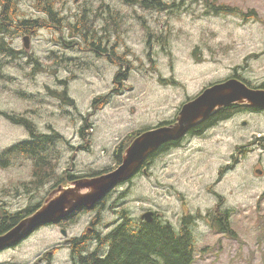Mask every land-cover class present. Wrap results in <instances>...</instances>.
Listing matches in <instances>:
<instances>
[{
	"label": "rangeland",
	"instance_id": "obj_1",
	"mask_svg": "<svg viewBox=\"0 0 264 264\" xmlns=\"http://www.w3.org/2000/svg\"><path fill=\"white\" fill-rule=\"evenodd\" d=\"M174 1L182 0H167ZM215 3L226 11L190 0L176 11L117 0H66L55 4L59 12L53 18L35 0H15L12 16L35 18L41 25L31 50L21 39L24 32L14 31L13 24L0 25V32L13 29L0 44L6 37L21 50L16 57L10 47L0 46V152L30 137L4 112L27 115L40 132L59 133L65 140L57 146L60 174L73 168L79 173L104 170L116 165L132 134L175 120L183 103L235 68L253 82L264 81V25L247 22L253 12L264 22V0ZM3 4L0 0V17ZM114 28L127 37L107 39ZM67 46L82 49L78 64L58 60V54L69 55ZM45 66L49 71H43ZM61 91L81 96L82 103L62 101L70 110L65 109ZM225 120L187 147L162 153L152 171L118 189L104 209L40 230L19 249L0 256V264L38 263L41 252L64 244L62 227L73 238L88 235V242L125 209L135 218L146 209L157 210L176 229L192 214L198 223L193 264H264V113ZM51 172L38 181L30 159L0 156V203L16 214L44 201L56 181L66 178L48 180ZM226 208L231 209L229 217L225 213L217 222L214 215ZM61 250L43 264H71V251Z\"/></svg>",
	"mask_w": 264,
	"mask_h": 264
},
{
	"label": "trees",
	"instance_id": "obj_2",
	"mask_svg": "<svg viewBox=\"0 0 264 264\" xmlns=\"http://www.w3.org/2000/svg\"><path fill=\"white\" fill-rule=\"evenodd\" d=\"M3 1V0H1ZM64 2L66 0H35V6L41 8L53 17H57L59 9L55 8V4L58 2ZM87 0H85L86 2ZM122 4L126 5H140L142 8L148 10H157V11H166L171 7V11H176L177 8L184 5L186 0H182L181 2L174 1L172 3L167 2V0H117ZM191 2L201 3L203 2L206 6L213 9L214 11H226V8L222 5H216L215 0H190ZM167 5V6H166ZM3 10L1 11L2 15L0 17V25L4 24H13L14 31L19 29L24 34H28L33 36L37 28L41 25L40 20L35 18H20L17 16H12L16 11L15 0H4ZM91 8V7H90ZM89 8V9H90ZM66 13L65 11H63ZM5 13V15H4ZM227 13H232V11H228ZM70 14V13H67ZM71 15V14H70ZM252 16V17H251ZM249 16L247 22L252 20L259 21L264 25V22L261 21L256 12ZM43 24V23H42ZM45 25V24H43ZM13 30V29H12ZM5 33L11 31L7 28L2 30ZM113 31V32H112ZM109 32V36L107 39L115 36V40L122 41L127 36L122 33L120 29L114 28ZM11 53H13L16 57L21 51L17 48H9ZM101 49V47H99ZM81 50L77 48H69L67 46L66 52L67 54H58V60L65 63L67 60H72L73 64H78L81 56ZM23 53V51H22ZM54 56H52L53 58ZM57 60V61H58ZM42 63V61H38ZM87 65V61H83V66ZM43 71L47 70V67H44ZM237 75H241L245 77L242 73L239 72V68H235L234 70ZM172 77V76H171ZM168 78L167 81H169ZM174 77V76H173ZM172 77V78H173ZM240 77V76H239ZM47 84H45V87ZM50 89H56L55 87L49 86ZM245 107L237 104H230L221 110L214 113L210 118L191 129L190 133L195 132L198 135H202L205 131L204 129L207 126H211V124L216 123L219 120L229 118L230 116L245 111ZM27 112V110L25 111ZM7 118H9L13 123L20 124V126L24 127L27 131L30 132V137L23 139L12 146L4 149L0 152V156H7L12 158H18L20 154L23 156V160L30 159L34 164V172L37 171L36 177L38 181L47 179L49 172H51V176L48 180H51L55 177L57 179L61 175H65L66 178L57 182L52 187L60 186L61 183L69 182L73 179H80L84 177H89L91 175L98 174V171L92 173L93 171L89 170L86 173H79L76 171V168L73 170L66 169L59 173L60 162H61V154L60 149L57 146L65 141L62 136L59 134L54 135V133L47 134L40 132L36 129V127L31 126L32 121L27 116L21 115H8L4 113ZM176 140H171L167 144H163L161 149L164 147H168L170 144L174 143ZM128 142L123 146H127ZM160 149V150H161ZM2 154V155H1ZM121 153L118 155L120 157L121 162ZM74 155V154H73ZM115 168V167H114ZM112 170V169H110ZM109 169L107 170L110 171ZM38 183L37 181L34 184ZM51 189V190H52ZM50 190V191H51ZM112 196H105L95 205V208L98 206L99 209H104L105 200L111 198ZM105 198V199H104ZM42 203L37 204L33 207H28L25 212H18L13 214V217L9 219V223L6 224L5 221H0V234L9 230L11 227L16 225L21 219L28 216L32 213L36 208L40 207ZM225 214H223L224 216ZM223 216H217L215 220H220ZM188 219V221H187ZM187 219H184L186 223L182 229H176L173 224L169 221L163 220V218L155 219L153 222H145L140 219V217L134 218L132 217L128 211L125 209L121 212V223L117 225L115 228L111 229L106 235L102 238L98 235L96 238V244H93L94 252L82 256L80 258V264H192L194 261L195 255V229L198 225L196 220L192 218V214L187 216ZM8 221V220H7ZM12 221V223H11ZM142 224V225H140ZM195 228V229H194ZM85 241V237L82 239ZM75 248H77L82 242L81 240H75Z\"/></svg>",
	"mask_w": 264,
	"mask_h": 264
},
{
	"label": "water",
	"instance_id": "obj_3",
	"mask_svg": "<svg viewBox=\"0 0 264 264\" xmlns=\"http://www.w3.org/2000/svg\"><path fill=\"white\" fill-rule=\"evenodd\" d=\"M25 41L29 47V36ZM234 103L264 108V89L251 88L239 78H230L206 88L183 105L174 123L147 130L135 138L125 151L123 163L113 171L55 188L34 214L0 236V250L18 244L43 224L59 221L79 208H93L119 182L130 179L163 144L180 139L214 113ZM257 172L262 173L261 170ZM153 214L147 212L143 218L151 221Z\"/></svg>",
	"mask_w": 264,
	"mask_h": 264
},
{
	"label": "flooded vegetation",
	"instance_id": "obj_4",
	"mask_svg": "<svg viewBox=\"0 0 264 264\" xmlns=\"http://www.w3.org/2000/svg\"><path fill=\"white\" fill-rule=\"evenodd\" d=\"M0 35H4V36H7V33H5L4 31H2V32H0ZM212 85V84H211ZM246 108V107H245ZM246 111H250V112H255L256 111V113H264V109H261V110H259V109H250V108H246ZM241 114V112H239V113H236V114H234L232 117H230L229 119H231V120H233L234 119V117H237L238 115H240ZM229 119H227V120H229ZM214 124V123H213ZM213 124H211V126L213 125ZM214 127H216V125H213L212 127H206L205 129H204V131H205V133H207L208 131H210L211 129H213ZM209 128V129H208ZM204 133V134H205ZM203 134V135H204ZM203 135H198V134H196L195 132H193V133H191V134H188L182 141H177V142H174V143H172V144H170L168 147H167V150H169V149H174V148H183V147H186L194 138H198V137H202ZM187 140V141H186ZM174 146H177V147H174ZM174 147V148H173ZM154 160V159H153ZM133 182H128V183H126V184H129V185H131ZM39 203H41V201H38L35 205H37V204H39ZM99 207L100 206H97L96 208H95V211H98L99 210ZM1 213H6V217H10V215H12V210L11 209H9L8 207H5V206H3V205H1L0 204V221L2 220V221H5V223L6 224H8L10 221L7 219V218H3L4 216H3V214H1ZM157 216V215H156ZM12 218V217H11ZM8 220V221H7ZM62 223H64V222H62ZM90 230L92 229L91 227L89 228ZM66 243H69V242H67L66 241ZM63 245H65V244H63ZM63 245H58V246H56L55 248H54V250L55 249H64V247H63ZM72 250H73V245L72 244H69L68 245ZM44 259H48V257H44ZM71 262H72V264H75V261H74V258H73V255H72V258H71Z\"/></svg>",
	"mask_w": 264,
	"mask_h": 264
},
{
	"label": "bare ground",
	"instance_id": "obj_5",
	"mask_svg": "<svg viewBox=\"0 0 264 264\" xmlns=\"http://www.w3.org/2000/svg\"><path fill=\"white\" fill-rule=\"evenodd\" d=\"M173 1V0H172ZM191 2V1H190ZM167 6V5H166ZM171 8V7H170ZM179 8V7H178ZM177 8V9H178ZM167 9H168V7H167ZM162 11V10H161ZM177 15V14H176ZM252 17V16H251ZM166 18V17H165ZM170 19V18H169ZM158 23V22H157ZM14 24V23H13ZM15 26V25H14ZM155 29V28H154ZM8 30H10V29H8ZM12 30V29H11ZM16 31V30H15ZM18 31V30H17ZM90 32V31H89ZM19 33V32H18ZM80 33V32H79ZM174 33V32H173ZM171 35V34H170ZM13 36V35H12ZM16 36V35H15ZM22 39V38H21ZM171 39V38H170ZM178 39V38H177ZM1 42V41H0ZM159 43V42H158ZM232 44V43H231ZM202 46V45H201ZM4 47V46H3ZM203 48V47H202ZM2 51V50H1ZM11 51V50H10ZM2 52H4V51H2ZM197 53V52H196ZM8 54V53H7ZM171 54V53H170ZM260 54V53H259ZM262 54V53H261ZM198 57V56H197ZM258 57V56H257ZM213 58V57H212ZM176 59H177V57H176ZM180 59V58H179ZM199 61V60H198ZM246 61V60H245ZM180 63V62H179ZM27 70V69H26ZM243 70V69H242ZM255 70V69H254ZM158 71V70H157ZM173 72V71H172ZM167 74V73H166ZM1 77V76H0ZM173 79V78H172ZM1 81V80H0ZM7 81V80H6ZM170 83V82H169ZM166 91V90H165ZM256 112V111H255ZM41 202H43V201H41ZM222 211V210H221ZM223 214H225V212H221L220 214H218V215H214V219H216V217L217 216H223ZM219 220V219H218ZM14 227V226H13ZM13 227H11L9 230H7V231H5L4 233H2V234H0V236H2V235H5L6 233H8ZM221 231V230H220ZM224 233V232H223ZM219 234V233H218ZM216 236V235H215ZM220 238V237H219ZM214 239V238H213ZM216 242V241H215Z\"/></svg>",
	"mask_w": 264,
	"mask_h": 264
}]
</instances>
